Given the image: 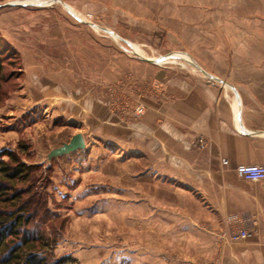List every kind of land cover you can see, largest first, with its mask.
Segmentation results:
<instances>
[{
    "label": "rangeland",
    "instance_id": "374dc122",
    "mask_svg": "<svg viewBox=\"0 0 264 264\" xmlns=\"http://www.w3.org/2000/svg\"><path fill=\"white\" fill-rule=\"evenodd\" d=\"M69 3L0 0V153L33 166L36 187L47 184L52 216L41 252L50 264H218L217 238L180 170L160 153L141 150L152 144L142 120L153 115L151 102L165 101L154 83L172 75L164 69L184 66L210 81L188 57L153 55V42L124 41L133 36L131 27L118 32L101 10ZM245 43L223 39L222 57H204L206 66L249 63ZM261 63V55L253 58ZM205 69L219 80L230 76ZM76 137L83 143L73 148Z\"/></svg>",
    "mask_w": 264,
    "mask_h": 264
},
{
    "label": "crops",
    "instance_id": "0c3cea01",
    "mask_svg": "<svg viewBox=\"0 0 264 264\" xmlns=\"http://www.w3.org/2000/svg\"><path fill=\"white\" fill-rule=\"evenodd\" d=\"M217 1L70 0L68 6L101 10L107 23L118 26V32L122 26L131 27L133 36L122 37L124 41L153 42V55L168 56L167 60L188 57L203 73V68L230 73L223 77L227 81L220 79L223 88H216L184 66L164 69L172 75L158 76L154 83L163 90L165 101L151 102L153 115L142 120L143 132L152 144L141 150L160 153L170 168L180 170L184 183L194 191L189 195L197 200L209 233L217 238L218 264H264V181L253 183L235 174L240 165H264V0H232L226 7ZM225 29L229 32L224 33ZM223 39L246 42L249 63L209 69L204 57L221 58ZM165 46L171 50L162 52ZM260 55L262 63L253 64V58ZM231 91L240 101L238 118ZM198 137L206 141L203 150L195 146ZM231 216L254 217L258 236L228 242L226 219Z\"/></svg>",
    "mask_w": 264,
    "mask_h": 264
},
{
    "label": "trees",
    "instance_id": "16d2710c",
    "mask_svg": "<svg viewBox=\"0 0 264 264\" xmlns=\"http://www.w3.org/2000/svg\"><path fill=\"white\" fill-rule=\"evenodd\" d=\"M4 68L0 57V83ZM32 169L14 153H0V264H50L41 252L48 245L43 227L52 216L47 184L36 187Z\"/></svg>",
    "mask_w": 264,
    "mask_h": 264
},
{
    "label": "built area",
    "instance_id": "2783aa9c",
    "mask_svg": "<svg viewBox=\"0 0 264 264\" xmlns=\"http://www.w3.org/2000/svg\"><path fill=\"white\" fill-rule=\"evenodd\" d=\"M204 76L210 82L221 84V81L215 77ZM237 97V96H236ZM235 97V98H236ZM144 108L139 105L136 108V113L142 114ZM196 148L203 150L206 147V141L203 137H198L195 141ZM223 166H227V161H222ZM235 174L238 178L245 181L258 183L264 181V165H240L235 168ZM230 227L227 241L230 243H239L250 240L258 236V224L254 217L240 218L238 216H231L226 219Z\"/></svg>",
    "mask_w": 264,
    "mask_h": 264
},
{
    "label": "water",
    "instance_id": "95a60500",
    "mask_svg": "<svg viewBox=\"0 0 264 264\" xmlns=\"http://www.w3.org/2000/svg\"><path fill=\"white\" fill-rule=\"evenodd\" d=\"M203 74H205V73H203ZM205 75H207V74H205ZM207 76H208V77H212V76H209V75H207ZM233 92H234V90H233ZM235 93H236V92H235ZM236 96H237V95H236ZM82 143H83V141H82L81 137H76V138H74L73 141H72L73 148H76V147H78V146H81Z\"/></svg>",
    "mask_w": 264,
    "mask_h": 264
}]
</instances>
